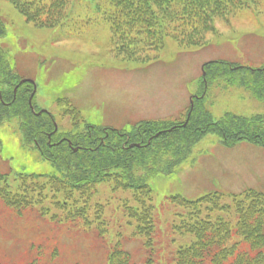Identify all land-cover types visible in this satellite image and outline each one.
<instances>
[{
  "label": "rangeland",
  "instance_id": "1",
  "mask_svg": "<svg viewBox=\"0 0 264 264\" xmlns=\"http://www.w3.org/2000/svg\"><path fill=\"white\" fill-rule=\"evenodd\" d=\"M68 1L61 25L46 28L29 22L11 0H0V27L6 32L0 48L13 74L35 82V109L52 113L61 134L72 131L71 118L62 116L68 108L59 102L64 99L81 114L75 132L89 124L132 135L140 122L183 121L191 98L203 91L207 72L202 106L207 105L214 121L228 112L245 117L264 112V105L238 86L252 76L251 69L264 68V0L229 17H217L214 32L184 45L168 38L162 48H139L132 55L118 53L112 43L108 0ZM56 2L58 6L62 0ZM208 77L218 80L207 81ZM0 171L58 174L52 162L24 145L15 121L0 125ZM148 184L163 222L171 221L172 196L196 200L213 192L264 193V148L247 141L229 148L218 135H206L173 174H157ZM106 213L114 230L108 241L122 230L124 249L134 264H142V240L133 237L125 219L117 224L120 214L115 207L108 206ZM104 250L94 234L58 226L35 211L17 214L0 200L4 264H106Z\"/></svg>",
  "mask_w": 264,
  "mask_h": 264
},
{
  "label": "trees",
  "instance_id": "2",
  "mask_svg": "<svg viewBox=\"0 0 264 264\" xmlns=\"http://www.w3.org/2000/svg\"><path fill=\"white\" fill-rule=\"evenodd\" d=\"M11 1L29 22L56 28L64 20L68 0H62L58 6L56 0ZM108 2L112 43L118 53L128 55L139 48H162L168 38L184 45L195 37L214 32L217 17H229L258 3L257 0ZM4 30L0 27V39ZM11 72L0 48V123L17 120L24 144L40 147L41 155L55 165L58 174L11 176L0 172V200L6 206L18 214L35 211L40 218L58 226L94 234L105 249L106 264H134L132 255L122 245V230L108 241L114 231L112 218L106 213L108 206L115 207L120 214L117 224L125 219L133 237L142 240L146 254L142 264H264V193L251 189L231 195L213 192L196 200L172 196L168 199L171 221L163 222L148 184L157 174H173L209 134L218 135L226 147L247 141L264 148V112L251 117L226 113L214 121L206 106H202L205 94L195 101L185 128L176 127L156 138L161 131L183 125L189 110L181 122H145L132 135L109 133L103 137L101 129L87 125L81 132L53 136V142L67 137L74 147L82 148L74 153L67 142L59 146L48 144L53 121L47 115L37 117L32 113L28 103L32 85L20 86L13 101V91L20 79H14ZM251 72L252 76L241 80L238 86L264 105V70ZM209 80L218 78L208 77ZM204 92L203 88L200 96ZM150 138L153 140L148 145ZM131 144L142 147L131 149Z\"/></svg>",
  "mask_w": 264,
  "mask_h": 264
},
{
  "label": "water",
  "instance_id": "3",
  "mask_svg": "<svg viewBox=\"0 0 264 264\" xmlns=\"http://www.w3.org/2000/svg\"><path fill=\"white\" fill-rule=\"evenodd\" d=\"M25 82V81H24ZM24 82H22V83H24ZM17 90V89H16ZM15 90V91H16ZM34 94H35V91L33 92V94H32V96H31V98H30V103H31V101H32V99H33V97H34ZM192 108H193V106H192ZM41 114V113H40ZM39 114V115H40ZM56 131H57V126H56V129H55ZM139 147V146H138ZM75 151H77V150H75Z\"/></svg>",
  "mask_w": 264,
  "mask_h": 264
}]
</instances>
